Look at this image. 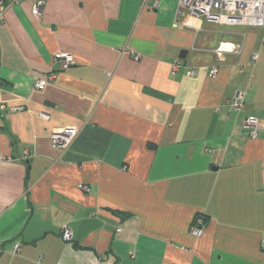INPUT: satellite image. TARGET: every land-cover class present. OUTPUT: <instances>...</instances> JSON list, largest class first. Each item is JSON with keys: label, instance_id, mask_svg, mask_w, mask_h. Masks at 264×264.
Returning <instances> with one entry per match:
<instances>
[{"label": "crops", "instance_id": "obj_1", "mask_svg": "<svg viewBox=\"0 0 264 264\" xmlns=\"http://www.w3.org/2000/svg\"><path fill=\"white\" fill-rule=\"evenodd\" d=\"M31 5L0 10V264H264V28L178 18L179 0Z\"/></svg>", "mask_w": 264, "mask_h": 264}, {"label": "built area", "instance_id": "obj_2", "mask_svg": "<svg viewBox=\"0 0 264 264\" xmlns=\"http://www.w3.org/2000/svg\"><path fill=\"white\" fill-rule=\"evenodd\" d=\"M23 0H0L1 8L9 4H18ZM31 1V14L39 20L42 15L45 0H29ZM154 8L158 7V2H154ZM1 16V11H0ZM178 18H188L193 21L203 20L205 22H211L219 25L228 26H242L248 28H264V0H179V10L177 11ZM233 50L231 44H220L215 50L216 58H220V55ZM257 58L256 55L252 56V60ZM57 59L61 62V69L67 68L75 64L73 56L68 53H60ZM133 59L138 61L139 57L134 56ZM181 66V61L177 60L171 70L173 72L178 71ZM217 74V67L210 70V75L215 77ZM186 75L192 77L194 70L188 69ZM55 75L49 73L42 79L35 80L33 88L37 91H42L44 88L54 80ZM245 92H238L235 97L229 103V110L231 113L238 114L244 105ZM1 109H5L4 106H0ZM14 112H20L24 109L22 107L12 108ZM261 123L254 118H246L244 120V127L248 130V138L256 139L259 131L261 130ZM1 133V131H0ZM77 134V130L74 128L63 129L59 132L52 133L50 135V143L53 149H65L73 141ZM27 159L26 154L21 158L25 161ZM79 189L87 191L85 187L79 186ZM203 222L201 219L197 220L191 228L190 234L192 237L199 238L203 235ZM61 238L65 242H71V231L63 227L61 231ZM20 250L18 244H14L11 254L16 255Z\"/></svg>", "mask_w": 264, "mask_h": 264}, {"label": "water", "instance_id": "obj_3", "mask_svg": "<svg viewBox=\"0 0 264 264\" xmlns=\"http://www.w3.org/2000/svg\"><path fill=\"white\" fill-rule=\"evenodd\" d=\"M186 56H187V52L186 51H181L179 53L178 60L183 61V60H185Z\"/></svg>", "mask_w": 264, "mask_h": 264}, {"label": "trees", "instance_id": "obj_4", "mask_svg": "<svg viewBox=\"0 0 264 264\" xmlns=\"http://www.w3.org/2000/svg\"><path fill=\"white\" fill-rule=\"evenodd\" d=\"M199 219H201L202 222H204L203 217L200 216V217L195 218V220H194V224H195V222H196L197 220H199Z\"/></svg>", "mask_w": 264, "mask_h": 264}, {"label": "rangeland", "instance_id": "obj_5", "mask_svg": "<svg viewBox=\"0 0 264 264\" xmlns=\"http://www.w3.org/2000/svg\"><path fill=\"white\" fill-rule=\"evenodd\" d=\"M209 23H211V22H209Z\"/></svg>", "mask_w": 264, "mask_h": 264}]
</instances>
